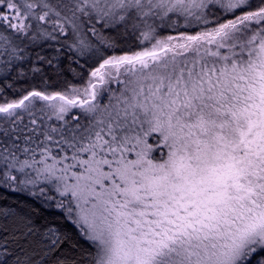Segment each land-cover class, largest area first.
Segmentation results:
<instances>
[{
    "label": "snow or ice",
    "instance_id": "1",
    "mask_svg": "<svg viewBox=\"0 0 264 264\" xmlns=\"http://www.w3.org/2000/svg\"><path fill=\"white\" fill-rule=\"evenodd\" d=\"M0 188L89 245L0 264H264V0H0Z\"/></svg>",
    "mask_w": 264,
    "mask_h": 264
},
{
    "label": "trees",
    "instance_id": "2",
    "mask_svg": "<svg viewBox=\"0 0 264 264\" xmlns=\"http://www.w3.org/2000/svg\"><path fill=\"white\" fill-rule=\"evenodd\" d=\"M34 208H41L40 202L26 193L11 192L0 188V212L7 213L6 216L0 215V242L6 239L9 249L15 252L22 262L27 261L30 256L29 244L35 246L39 242L40 236L34 232L27 237L28 242H25L20 233H26L27 227L21 217H31L32 227L41 232L46 231L48 227H54L62 233H67L71 240L69 244L65 245L61 255L75 258L87 255L86 250L89 245L79 236L74 226L65 221L61 214L41 208L40 215H37L32 211ZM73 244L76 246L72 247Z\"/></svg>",
    "mask_w": 264,
    "mask_h": 264
}]
</instances>
